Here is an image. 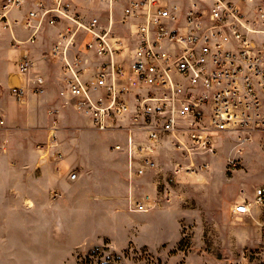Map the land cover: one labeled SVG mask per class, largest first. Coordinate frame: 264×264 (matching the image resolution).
Listing matches in <instances>:
<instances>
[{
	"label": "built area",
	"instance_id": "2783aa9c",
	"mask_svg": "<svg viewBox=\"0 0 264 264\" xmlns=\"http://www.w3.org/2000/svg\"><path fill=\"white\" fill-rule=\"evenodd\" d=\"M83 1L86 10L75 0H0V20L28 31L25 39L12 35L14 45L35 42L44 25L56 27L45 55L58 62L72 108L91 127L127 131L130 178L156 172L163 147L181 158L172 171L190 174L224 146L227 164L236 166L247 144L264 145V0ZM14 9L24 15L11 16ZM116 20L127 35L117 34ZM34 66L25 49L8 86L18 103L45 91ZM53 140L41 157L56 164L63 157L60 149L49 150ZM77 177V170L67 172L69 181ZM126 188L130 194H111L112 205L148 211L149 200L132 196L131 180L118 190ZM52 192L60 196L59 189ZM170 199L164 190L163 200ZM253 204L264 205V187L252 202L234 204L233 213L249 214Z\"/></svg>",
	"mask_w": 264,
	"mask_h": 264
},
{
	"label": "rangeland",
	"instance_id": "374dc122",
	"mask_svg": "<svg viewBox=\"0 0 264 264\" xmlns=\"http://www.w3.org/2000/svg\"><path fill=\"white\" fill-rule=\"evenodd\" d=\"M90 8L103 16V7ZM114 26L127 35L118 20ZM14 31L19 39L28 35ZM47 31L44 25L41 38L14 45L0 20V264H77L92 250L94 264H264V205L253 204L239 216L232 210L264 187L262 142L247 144L236 166L227 164L224 146L206 168L190 174H175L181 158L163 147L156 172L130 178L127 131L97 130L72 108L58 62L41 51L49 46ZM24 46H31L33 72L44 76L45 91L18 103L5 71ZM51 129L49 150L60 149L63 157L56 164L41 157ZM114 143L123 148L114 149ZM73 169L78 177L69 181ZM130 180L132 196L149 200L148 211L112 205L114 192L130 194L118 190ZM57 189L60 196L54 197ZM164 190L171 193L169 203Z\"/></svg>",
	"mask_w": 264,
	"mask_h": 264
},
{
	"label": "crops",
	"instance_id": "0c3cea01",
	"mask_svg": "<svg viewBox=\"0 0 264 264\" xmlns=\"http://www.w3.org/2000/svg\"><path fill=\"white\" fill-rule=\"evenodd\" d=\"M76 1V0H75ZM85 2V1H84ZM76 4H77V2H76ZM77 8L78 9H81V10H86V8H80L78 5H77ZM10 15L11 16H17L18 18H21L23 15H24V9H14V10H12L11 12H10ZM15 28H18V29H20V30H23V31H26V32H28L27 30H25V29H23L22 27H20V26H12V28L11 29H9V32H10V35H11V37H12V35H14L15 36ZM47 28H48V31H47V37L44 39V40H48V44H49V46L48 47H45V48H42V50L41 51H43L42 52V54H43V56L46 58V59H50V58H48V57H46V52H47V50L50 48V45H51V43H52V41L54 40V38H55V33H56V31H57V29H56V27H50V26H47ZM41 33L39 34V36L38 37H40L41 38ZM16 37V36H15ZM28 43V42H27ZM29 44H31V43H29ZM33 44H31V46H32ZM31 46L29 47V46H24V47H22L21 49H16V52H17V57H21L22 56V53L24 52V50L25 49H28V51L30 52L31 51ZM33 49V48H32ZM30 54H32L31 52H30ZM32 56V55H31ZM19 58H18V60H19ZM18 60H17V62H18ZM53 60V59H52ZM9 61V60H8ZM55 61V60H54ZM17 62H15L14 64L13 63H11L10 61H9V64H8V68H7V70L5 71V73L6 72H8L9 71V76H8V83H7V85L9 86V83H13L14 81H15V79H14V75H13V73L15 72V70H16V65H17ZM61 72V71H60ZM44 77V76H43ZM45 79V78H44ZM111 200V199H110ZM29 206H31V203L29 204Z\"/></svg>",
	"mask_w": 264,
	"mask_h": 264
},
{
	"label": "trees",
	"instance_id": "16d2710c",
	"mask_svg": "<svg viewBox=\"0 0 264 264\" xmlns=\"http://www.w3.org/2000/svg\"><path fill=\"white\" fill-rule=\"evenodd\" d=\"M96 250L89 251L84 257H82L77 264H94L91 256L96 254ZM101 264H111L109 261L101 262Z\"/></svg>",
	"mask_w": 264,
	"mask_h": 264
}]
</instances>
